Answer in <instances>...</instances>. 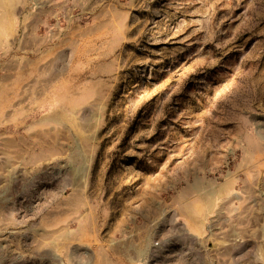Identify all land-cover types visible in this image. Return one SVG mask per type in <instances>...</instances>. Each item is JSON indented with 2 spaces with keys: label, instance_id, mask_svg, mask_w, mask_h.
<instances>
[{
  "label": "rangeland",
  "instance_id": "obj_1",
  "mask_svg": "<svg viewBox=\"0 0 264 264\" xmlns=\"http://www.w3.org/2000/svg\"><path fill=\"white\" fill-rule=\"evenodd\" d=\"M0 264H264V0H0Z\"/></svg>",
  "mask_w": 264,
  "mask_h": 264
}]
</instances>
